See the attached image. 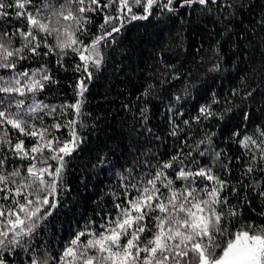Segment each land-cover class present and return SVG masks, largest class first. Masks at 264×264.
I'll return each instance as SVG.
<instances>
[{"label": "snow or ice", "instance_id": "obj_1", "mask_svg": "<svg viewBox=\"0 0 264 264\" xmlns=\"http://www.w3.org/2000/svg\"><path fill=\"white\" fill-rule=\"evenodd\" d=\"M193 6L201 15H215V6L231 23L255 3L0 0V264H264V211L251 207L253 200L264 201V92L256 88L242 96L231 90L233 97L241 96L242 106L230 99L222 106L213 93L197 115L181 121L189 132L193 122L201 126L203 135L194 145L181 141L168 159L147 149L131 168L115 173L119 183L106 193L110 204L97 202L96 219L78 225L57 255L44 240L49 224L68 207V166L87 140L85 94L104 64L102 45L114 44V34L133 21H147L154 9L176 15L181 9L195 11ZM97 16L102 22L95 24ZM260 24L264 27V16ZM65 58L75 59L72 71L79 73L74 102L47 103L41 97L59 84L53 68L69 70ZM164 67L171 72L175 66ZM222 70L219 60L208 69ZM172 79L179 77L173 72ZM165 80L162 74L160 84ZM195 87L186 82L166 107L173 137L183 131L175 117L184 116L183 105L195 99ZM154 89L149 85L142 93L145 123ZM235 108L240 125L225 135L241 153L232 156L215 138L221 124H231ZM211 120L217 131L203 129V121ZM154 139L162 143L159 136ZM108 163L100 155L93 167ZM237 167L240 176L233 184L228 177ZM245 206L255 218L245 219Z\"/></svg>", "mask_w": 264, "mask_h": 264}, {"label": "trees", "instance_id": "obj_2", "mask_svg": "<svg viewBox=\"0 0 264 264\" xmlns=\"http://www.w3.org/2000/svg\"><path fill=\"white\" fill-rule=\"evenodd\" d=\"M254 3V7L238 13L231 23L215 6V15H201L198 6H193L195 11L191 13L181 9L176 15L154 9L147 21H133L119 34H114V44L102 45L104 64L94 72L85 94L84 111L90 114L85 117V123L89 125L84 133L87 140L83 150L74 155L68 166L69 191L64 194L68 207L55 216L49 231L44 234L53 255L59 253L63 242L78 225H83L89 218L96 219L97 202L102 200L110 204L106 193L110 186L115 188L119 183L117 171L131 168L147 149H152L161 159H168L182 146L181 141L187 139L190 145L195 144L203 135L201 126L193 122L189 132L181 121L197 115L200 105L210 103L213 93L222 106L225 99L242 106L241 96L245 90L256 88L264 92V27L260 24L264 0H254ZM94 19L95 24L102 22V16ZM95 24L93 32L97 31ZM217 60L223 70L209 72ZM75 62L74 58H65L68 71L53 68L59 84L52 85L41 97L46 98L47 103H62L65 98L74 102L73 88L79 76L72 71ZM164 65L175 67L169 72ZM173 72L179 80L172 79ZM162 74L166 78L163 85L160 84ZM186 82L196 86L195 99L183 105L184 116L175 117L183 131L173 137L166 107L173 94L181 93ZM149 85H155V89L148 106L149 119L145 123L140 109L144 107L142 93ZM232 89H239L241 96L233 97ZM255 99L260 101L262 98L256 96ZM255 106L259 107V104ZM213 107L216 111L221 110ZM234 111L236 115L231 124H221L215 138L219 147L232 156L241 153V149L230 144L225 135L228 129L240 125L236 118L239 108ZM254 120L260 123L255 117ZM216 123L215 120L203 121L202 127L217 131ZM149 128L151 132L147 131ZM154 135L159 136L162 143L155 140ZM184 150L188 151V148L184 147ZM100 155H106L109 161L103 169L93 167ZM113 164L115 168H112ZM239 176L237 167L228 178L235 184ZM229 197L236 203L231 193ZM251 207L257 213L264 211V201L253 200ZM244 211L245 219L255 218L247 206Z\"/></svg>", "mask_w": 264, "mask_h": 264}]
</instances>
